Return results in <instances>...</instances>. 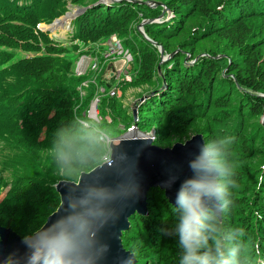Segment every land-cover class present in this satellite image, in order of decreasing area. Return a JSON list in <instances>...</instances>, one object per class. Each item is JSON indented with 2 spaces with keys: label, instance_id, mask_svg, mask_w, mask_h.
Wrapping results in <instances>:
<instances>
[{
  "label": "trees",
  "instance_id": "1",
  "mask_svg": "<svg viewBox=\"0 0 264 264\" xmlns=\"http://www.w3.org/2000/svg\"><path fill=\"white\" fill-rule=\"evenodd\" d=\"M141 1L0 0V226L21 237L39 229L60 202L55 184L103 161L100 131H152L161 147L199 133L227 169L217 177L221 217H201L200 252L216 258L236 248L237 264H264V0ZM69 3L86 8L66 39L38 27ZM144 19L149 39L137 29ZM113 34L133 57L132 80L120 84L141 90L131 105L108 93L111 63L96 82L91 71L76 73L82 46L93 54ZM158 46L170 55L163 62ZM17 50L26 54L16 58ZM97 96L95 121L87 113ZM183 215L163 190L149 189L147 213H133L122 233L135 264H182Z\"/></svg>",
  "mask_w": 264,
  "mask_h": 264
},
{
  "label": "water",
  "instance_id": "2",
  "mask_svg": "<svg viewBox=\"0 0 264 264\" xmlns=\"http://www.w3.org/2000/svg\"><path fill=\"white\" fill-rule=\"evenodd\" d=\"M85 8L67 11L42 29L56 30ZM148 21L141 22L140 27ZM144 36L148 38L145 33ZM159 51L160 62L170 57L164 55L162 46ZM133 115L135 120V109ZM206 153L202 134L166 147L157 146L148 135L115 137L106 161L81 172L77 181L59 180L55 184L60 202L41 228L21 237L10 227L0 226V264H43V258L33 261L32 257L44 240L62 232L69 237L65 259L70 264H135L134 253L122 245V233L129 228L130 216L147 213V193L152 187L163 190L169 203L177 206L182 189L190 194L194 191L191 181L218 183V169L201 166L202 161L210 159ZM220 198L203 194L202 214L210 210L220 218Z\"/></svg>",
  "mask_w": 264,
  "mask_h": 264
},
{
  "label": "clouds",
  "instance_id": "3",
  "mask_svg": "<svg viewBox=\"0 0 264 264\" xmlns=\"http://www.w3.org/2000/svg\"><path fill=\"white\" fill-rule=\"evenodd\" d=\"M205 155L210 157V159L207 162L202 161V167H215L221 176L226 174L227 169L216 159L218 155L216 151H210ZM191 184L194 189L191 194L185 189H182L179 194V204L184 213L179 226L180 242L185 249L182 264H237L236 248L229 249L227 256L220 253L216 258H213L208 252H200V248L207 239L203 235L201 196L203 194L222 196L225 192L224 186L214 181L206 180H193ZM226 204L227 202H225V207ZM240 234H243V230H240ZM214 242L219 249V240ZM68 251L69 237L62 232L58 236L44 240L32 259L36 261L43 258V264H70V261L65 259Z\"/></svg>",
  "mask_w": 264,
  "mask_h": 264
},
{
  "label": "built area",
  "instance_id": "4",
  "mask_svg": "<svg viewBox=\"0 0 264 264\" xmlns=\"http://www.w3.org/2000/svg\"><path fill=\"white\" fill-rule=\"evenodd\" d=\"M103 57L105 59H110L113 61L115 71H116V76L121 79V73H123L122 79L125 81H130L131 80V74L129 73L127 66L129 62L132 60V56L128 49H124L122 45L120 44V41L115 37L112 36L107 42H106V48L104 52L102 53ZM90 69L91 71H98L100 69L99 67V60L97 57H94L92 59L88 58L86 60L84 57H82L78 64H77V72L83 73L85 69ZM86 85V82L83 83ZM104 89L100 88V91L102 92ZM118 93L117 88H112L109 93L111 95ZM97 98L93 100L91 103V107L88 110L87 116L94 118L97 120V111L93 107V104L96 103ZM84 124H87V122L82 121ZM100 139L105 142L106 144H110L112 139L108 137L107 134L102 133L100 136Z\"/></svg>",
  "mask_w": 264,
  "mask_h": 264
},
{
  "label": "rangeland",
  "instance_id": "5",
  "mask_svg": "<svg viewBox=\"0 0 264 264\" xmlns=\"http://www.w3.org/2000/svg\"><path fill=\"white\" fill-rule=\"evenodd\" d=\"M151 2H154V1H150L149 3H151ZM90 5H92V4H90ZM83 6H79V5H72V4H68L67 5V10L63 13V14H61V15H59V16H57V17H55L54 19H56V18H59V17H61V16H63L67 11H73V10H77V9H81ZM11 10H9V12H10ZM80 13H82V12H80ZM80 13H77L76 14V16L75 17H77ZM75 17H73L71 20H70V22L69 23H66V24H63V25H59V27H58V29H56V30H52L50 33H49V35L50 36H55V37H57V38H59L61 41L63 40V39H66L67 38V32H68V28L70 27V24H71V22H72V20L75 18ZM53 19V20H54ZM52 20V21H53ZM51 21V22H52ZM50 22V23H51ZM141 22H143V20L141 21ZM141 22L138 24V26H137V29L139 30V32L141 31V29H140V24H141ZM50 23H41V24H44V25H48V24H50ZM67 24H69V25H67ZM69 33V32H68ZM70 39V38H69ZM74 43H78L79 45H81V41L80 40H78V39H76V38H74L73 40H72ZM71 42V40H68V41H65V42H63V44H68V43H70ZM86 47H88V46H82V50L83 51H85V50H87L88 48H86ZM42 53V52H41ZM88 53V52H87ZM87 53L85 54V55H87ZM16 54H17V56H16V58H18V57H21L22 55H24V54H26L25 52H23V51H20V50H17L16 51ZM30 54V53H29ZM88 56V55H87ZM69 58H73V56H69ZM81 58V57H80ZM111 61H109L108 63H107V66H108V64L110 63ZM111 69H113V63H112V66H111ZM99 73V72H98ZM97 73V74H98ZM92 75H94L93 73H92ZM122 75H123V73H122ZM118 81H119V78H114L113 79V82H112V85H111V87H115V88H117L119 91H121V93H120V95L122 94V93H124V104L125 105H131L132 104V102L133 101H135V98L140 94V92H141V90L139 89V88H136V87H128V86H123V85H120L119 83H118ZM125 89V91L123 92V90ZM108 90H109V88H108ZM115 96H119V94L118 93H116V95ZM89 119H91V120H95L94 118H91V117H89V116H87ZM109 119V118H108ZM96 121V120H95ZM82 122V121H81ZM83 123V122H82ZM102 133H105V134H107L106 132H104V131H100L99 132V136H101V134ZM197 134H199V133H197ZM108 135V134H107ZM130 135H138V134H136L133 130H130V131H128L127 133H125V136H130ZM193 135H195V134H191L190 136H189V138H187V139H190L191 138V136H193ZM108 137L109 138H112L110 135H108ZM115 138V137H114ZM187 139H185V140H187ZM99 140H100V137H99ZM184 142V141H183ZM103 143V145L105 146V149H106V153H105V155L103 156V161L102 162H104V161H106L108 158H109V151H110V145L109 144H106L105 142H102ZM101 162V163H102ZM100 163V164H101ZM94 168V167H93ZM91 170V169H90ZM89 171V170H88ZM81 172H83V171H81ZM80 172V173H81ZM3 175H5V176H8L9 174L7 173V171H4V174ZM80 175V174H79ZM79 175H78V177H77V179L76 180H71V179H62V180H69V181H77L78 180V178H79ZM77 183V182H76ZM5 191H6V188H4L2 191H1V193H0V196L2 197L3 195H4V193H5ZM59 205V204H58ZM221 211H222V207H221ZM221 217V216H220Z\"/></svg>",
  "mask_w": 264,
  "mask_h": 264
}]
</instances>
